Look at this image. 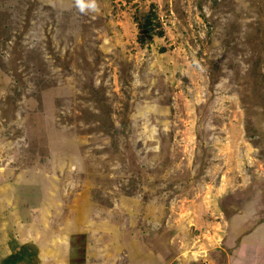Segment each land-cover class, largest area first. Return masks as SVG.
Here are the masks:
<instances>
[{
	"label": "rangeland",
	"instance_id": "1",
	"mask_svg": "<svg viewBox=\"0 0 264 264\" xmlns=\"http://www.w3.org/2000/svg\"><path fill=\"white\" fill-rule=\"evenodd\" d=\"M95 3L0 0V191L37 212L14 232L44 264H235L238 191L264 227V0Z\"/></svg>",
	"mask_w": 264,
	"mask_h": 264
},
{
	"label": "crops",
	"instance_id": "2",
	"mask_svg": "<svg viewBox=\"0 0 264 264\" xmlns=\"http://www.w3.org/2000/svg\"><path fill=\"white\" fill-rule=\"evenodd\" d=\"M28 189H30L29 186ZM12 192L13 190H6L4 193L0 191V264H44L46 261L51 262L52 258L47 260L48 257L46 258L43 254L44 247L39 246L38 241L32 235H19L14 232V228L22 227L25 222L26 227L24 229L28 230V228L33 227L37 212L32 213L27 209L22 211L20 206L7 209L11 207L10 201L15 196L12 195ZM27 197H25L26 199L23 197L24 201L30 202L32 199ZM258 198V191L249 192L246 195L245 192L238 191V249L236 250L235 264H264V227L260 228L261 225L259 226L253 221L259 213ZM4 202L9 204L5 206ZM3 210L8 211V215ZM246 215L247 218H244ZM12 221L19 224L12 225ZM256 225L260 228L262 238L252 233ZM250 232L252 233L250 240H242L249 237L248 233ZM4 235L5 238H3ZM151 256L152 258L149 257L148 259L153 264H169L170 261L174 264H199L194 258H186L185 253L178 257H172L170 260H168V255L162 256L159 253ZM147 257L146 254L135 248L132 255L129 256V261L133 260L137 261L138 264H146ZM57 264H69V261L66 263L60 261Z\"/></svg>",
	"mask_w": 264,
	"mask_h": 264
},
{
	"label": "trees",
	"instance_id": "3",
	"mask_svg": "<svg viewBox=\"0 0 264 264\" xmlns=\"http://www.w3.org/2000/svg\"><path fill=\"white\" fill-rule=\"evenodd\" d=\"M157 19V16L154 14L153 16H145L143 20L141 21V25H139V29L142 30V34L139 37V41L141 42L144 38L143 35L146 34L148 37L151 36L150 30L152 26V21Z\"/></svg>",
	"mask_w": 264,
	"mask_h": 264
},
{
	"label": "clouds",
	"instance_id": "4",
	"mask_svg": "<svg viewBox=\"0 0 264 264\" xmlns=\"http://www.w3.org/2000/svg\"><path fill=\"white\" fill-rule=\"evenodd\" d=\"M77 6L81 12L85 10V8H88L92 11H98L97 5L95 3V0H91V2L83 3L82 0H77Z\"/></svg>",
	"mask_w": 264,
	"mask_h": 264
},
{
	"label": "bare ground",
	"instance_id": "5",
	"mask_svg": "<svg viewBox=\"0 0 264 264\" xmlns=\"http://www.w3.org/2000/svg\"><path fill=\"white\" fill-rule=\"evenodd\" d=\"M1 107V106H0Z\"/></svg>",
	"mask_w": 264,
	"mask_h": 264
}]
</instances>
